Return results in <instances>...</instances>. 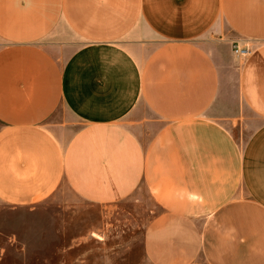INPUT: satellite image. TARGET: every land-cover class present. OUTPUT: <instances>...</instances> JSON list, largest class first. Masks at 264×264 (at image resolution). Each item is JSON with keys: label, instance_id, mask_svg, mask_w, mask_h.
<instances>
[{"label": "crops", "instance_id": "0c3cea01", "mask_svg": "<svg viewBox=\"0 0 264 264\" xmlns=\"http://www.w3.org/2000/svg\"><path fill=\"white\" fill-rule=\"evenodd\" d=\"M63 181L143 183L151 264H264V0H0V201Z\"/></svg>", "mask_w": 264, "mask_h": 264}, {"label": "rangeland", "instance_id": "374dc122", "mask_svg": "<svg viewBox=\"0 0 264 264\" xmlns=\"http://www.w3.org/2000/svg\"><path fill=\"white\" fill-rule=\"evenodd\" d=\"M230 76L223 93L228 103L236 95L235 74ZM230 128L244 140L250 131L246 126ZM161 211L143 183L107 204L83 200L64 181L35 204L0 201V264H151L143 235Z\"/></svg>", "mask_w": 264, "mask_h": 264}, {"label": "built area", "instance_id": "2783aa9c", "mask_svg": "<svg viewBox=\"0 0 264 264\" xmlns=\"http://www.w3.org/2000/svg\"><path fill=\"white\" fill-rule=\"evenodd\" d=\"M233 51L236 55L240 57H245L246 55L249 54V49L248 48H239L238 46H234Z\"/></svg>", "mask_w": 264, "mask_h": 264}]
</instances>
